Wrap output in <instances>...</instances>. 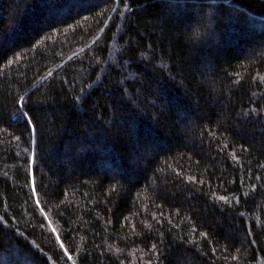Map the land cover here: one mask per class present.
<instances>
[{"label": "trees", "instance_id": "trees-1", "mask_svg": "<svg viewBox=\"0 0 264 264\" xmlns=\"http://www.w3.org/2000/svg\"><path fill=\"white\" fill-rule=\"evenodd\" d=\"M0 264H264V0H0Z\"/></svg>", "mask_w": 264, "mask_h": 264}]
</instances>
